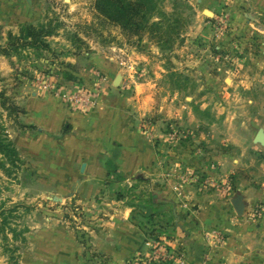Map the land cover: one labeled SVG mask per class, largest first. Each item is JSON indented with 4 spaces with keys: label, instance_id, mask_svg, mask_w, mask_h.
I'll list each match as a JSON object with an SVG mask.
<instances>
[{
    "label": "rangeland",
    "instance_id": "1",
    "mask_svg": "<svg viewBox=\"0 0 264 264\" xmlns=\"http://www.w3.org/2000/svg\"><path fill=\"white\" fill-rule=\"evenodd\" d=\"M92 2L0 0V46L22 24L51 29L48 50L0 55V131L20 160L0 156V264H55L37 246L41 230L56 228L75 243L74 264H188L197 210L188 191L226 196L250 179L264 181V148L250 145L255 128L264 129V82L247 103L221 97L210 81L230 56L218 37L231 25L226 4L222 23L220 12L201 14L196 0H156L151 20H166L170 36L156 44L146 32L138 39L100 22ZM142 90H149L144 102L135 99ZM45 108L57 114L45 118L54 130L38 135L36 114ZM78 144L87 156L100 148L103 170L83 188L66 159ZM148 144L154 157L137 169L133 159ZM123 214L141 246L119 259ZM202 238L208 249L225 239Z\"/></svg>",
    "mask_w": 264,
    "mask_h": 264
},
{
    "label": "crops",
    "instance_id": "2",
    "mask_svg": "<svg viewBox=\"0 0 264 264\" xmlns=\"http://www.w3.org/2000/svg\"><path fill=\"white\" fill-rule=\"evenodd\" d=\"M25 1L28 4L27 0ZM29 2L34 4L36 0H29ZM224 4L227 5L230 13L231 25L227 34H220L218 37L222 38L220 44L230 49V56L225 67L221 66V63L216 64L217 74L213 75L210 81L214 89L219 90L221 97L234 102L245 98L247 103H251L253 102L251 95L255 88L264 82V0H196V8L200 9V13L208 10L213 18L217 16ZM220 77L227 86L226 93L221 92V87L224 89L225 87L220 84ZM205 79L207 81V77ZM148 95L149 90L136 91L135 99L144 102ZM56 115L54 111L46 110V108L40 110L39 114H36L39 119H36L35 123L38 124L41 121L38 124L41 128L37 127L36 134L42 135L45 131H53V121L45 122V118H53ZM258 115L264 117V112H258ZM253 123V121L249 122V125L253 126ZM244 128L247 129V127ZM214 129V126H211L206 131H214ZM258 129L264 132L263 128H255L250 141L253 149H262L259 144L253 143ZM66 136L62 138L52 135V138L60 142ZM72 136L78 140L77 136L72 133L67 138ZM75 146L78 148L73 147L66 155L67 163L71 167L69 177L72 178L75 175V183L83 188L85 187L84 181L98 180L103 176V170L98 163L100 148L98 147L93 151L94 153L87 156L85 152L87 148H80V144ZM145 149L146 155L133 159L137 169L141 165L150 164L154 157L149 144L145 146ZM135 152L133 149L132 154ZM75 165H77L76 172L74 171ZM82 166L83 169H81ZM137 178L143 179V176L139 175ZM188 193L197 205L195 218L188 226L190 234L185 241L188 264H264L263 180L254 182V179H250L238 191L230 192L226 196L214 191L200 193L188 191ZM236 194L243 197L244 207L240 216L235 214L230 203ZM125 215L123 214L122 219L119 220V259L129 256L141 246V234L133 224L126 221ZM208 232L218 233L225 237L219 248H216L215 244H212L210 249L205 246L202 236ZM38 235L40 238L37 247L43 250V254L51 257L55 264H74L76 247L70 236H66L57 228L43 229Z\"/></svg>",
    "mask_w": 264,
    "mask_h": 264
},
{
    "label": "trees",
    "instance_id": "3",
    "mask_svg": "<svg viewBox=\"0 0 264 264\" xmlns=\"http://www.w3.org/2000/svg\"><path fill=\"white\" fill-rule=\"evenodd\" d=\"M156 0H93L92 8L100 22L130 31L132 35L141 38L144 32L149 39L168 42L169 35L163 29V24L169 26L166 20L152 21ZM170 28V27H169ZM51 34L49 25L22 24L18 33L7 34L6 42L0 46V55L18 54L20 51L32 49L35 51L48 50L45 38ZM0 156L8 164L19 162L17 150L7 136L0 131ZM3 162L0 161V167ZM4 218L2 225H4ZM0 228L2 226L0 225ZM14 235V231L11 230Z\"/></svg>",
    "mask_w": 264,
    "mask_h": 264
},
{
    "label": "water",
    "instance_id": "4",
    "mask_svg": "<svg viewBox=\"0 0 264 264\" xmlns=\"http://www.w3.org/2000/svg\"><path fill=\"white\" fill-rule=\"evenodd\" d=\"M29 0H27L28 2ZM204 14L209 16V11L204 10ZM253 143L254 144H259L261 147H264V132L262 129H258L257 132L254 135L253 138ZM83 169V166L81 167ZM230 203L233 207V210L237 216H240L243 212V197L240 194H236L231 200Z\"/></svg>",
    "mask_w": 264,
    "mask_h": 264
},
{
    "label": "built area",
    "instance_id": "5",
    "mask_svg": "<svg viewBox=\"0 0 264 264\" xmlns=\"http://www.w3.org/2000/svg\"><path fill=\"white\" fill-rule=\"evenodd\" d=\"M217 19L222 23H226L229 21V14L221 11Z\"/></svg>",
    "mask_w": 264,
    "mask_h": 264
}]
</instances>
